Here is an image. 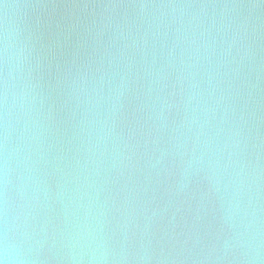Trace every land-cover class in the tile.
<instances>
[{
	"label": "water",
	"instance_id": "1",
	"mask_svg": "<svg viewBox=\"0 0 264 264\" xmlns=\"http://www.w3.org/2000/svg\"><path fill=\"white\" fill-rule=\"evenodd\" d=\"M5 29L28 264H264V0H0Z\"/></svg>",
	"mask_w": 264,
	"mask_h": 264
},
{
	"label": "clouds",
	"instance_id": "2",
	"mask_svg": "<svg viewBox=\"0 0 264 264\" xmlns=\"http://www.w3.org/2000/svg\"><path fill=\"white\" fill-rule=\"evenodd\" d=\"M7 7V6H5ZM13 45L9 40L5 29L2 48H0V127L3 129L4 152L2 160L3 182L8 183L9 156L7 141L10 133L11 109L15 107L17 94L15 92V80L22 63L21 52L13 51ZM23 95V93H22ZM14 224L10 223L7 209V197L4 199L2 219H0V264H28L27 256L20 243L12 235Z\"/></svg>",
	"mask_w": 264,
	"mask_h": 264
}]
</instances>
